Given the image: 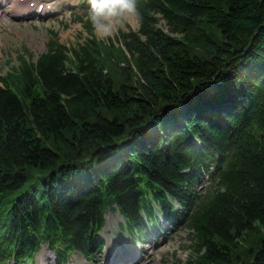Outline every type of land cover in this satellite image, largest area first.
<instances>
[{"label": "trees", "instance_id": "16d2710c", "mask_svg": "<svg viewBox=\"0 0 264 264\" xmlns=\"http://www.w3.org/2000/svg\"><path fill=\"white\" fill-rule=\"evenodd\" d=\"M137 9V30L102 40L86 19L84 41L0 75V261L92 253L107 207L141 228L179 203L185 264H264V0Z\"/></svg>", "mask_w": 264, "mask_h": 264}, {"label": "rangeland", "instance_id": "374dc122", "mask_svg": "<svg viewBox=\"0 0 264 264\" xmlns=\"http://www.w3.org/2000/svg\"><path fill=\"white\" fill-rule=\"evenodd\" d=\"M46 1L55 4L52 11H56V13L43 19H17L14 17L16 9L12 7L11 3L4 8L6 12L0 19L1 75L6 74L12 66L19 64L21 55H25L26 59L35 60L46 49L47 42L51 39V30L56 31L59 34V40L68 46L84 41L89 36L82 22L77 19L78 14L84 11L81 2L89 4V0ZM128 25L137 30L139 28L138 18L129 16L118 20L117 31L111 37L114 38L120 29L127 30ZM96 36L102 40L109 38H101L97 34ZM120 218L121 216L117 212L108 213L107 229L110 231L104 232L106 236H111V230H114V224ZM190 234V230L185 225L178 226L170 233L164 232L157 239L151 241L149 247L146 248V258L138 264H171L185 260L189 255ZM112 244L113 242L110 243V245ZM111 250L112 248L110 250L108 248V252L105 251L103 258L98 259L96 264H103L104 258L107 261L111 260ZM76 258L85 262V259ZM53 259V250L44 245L37 256V261L51 262ZM75 262L76 259L72 258L71 263Z\"/></svg>", "mask_w": 264, "mask_h": 264}, {"label": "clouds", "instance_id": "9594fccd", "mask_svg": "<svg viewBox=\"0 0 264 264\" xmlns=\"http://www.w3.org/2000/svg\"><path fill=\"white\" fill-rule=\"evenodd\" d=\"M88 19L95 33L108 38L117 31V21L138 15L137 0H89Z\"/></svg>", "mask_w": 264, "mask_h": 264}]
</instances>
